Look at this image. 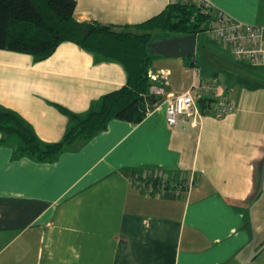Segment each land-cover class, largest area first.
Here are the masks:
<instances>
[{
    "label": "crops",
    "instance_id": "0c3cea01",
    "mask_svg": "<svg viewBox=\"0 0 264 264\" xmlns=\"http://www.w3.org/2000/svg\"><path fill=\"white\" fill-rule=\"evenodd\" d=\"M209 1L264 26V0ZM168 4L75 0L74 18L137 32L134 24ZM212 42L200 46L197 33L191 58L200 78L217 74L227 84L236 110L222 118L205 109L197 127H173L161 99L141 121L111 118L53 161L14 157L0 132V264H264V84H246L229 49ZM185 57L153 55L149 74L168 77L170 96L189 81ZM220 65L234 76L219 73ZM125 80L121 63L73 41L40 60L0 48V109L16 112L45 142L60 140L70 125L56 104L84 113ZM159 173L191 175L193 184L147 194L133 180Z\"/></svg>",
    "mask_w": 264,
    "mask_h": 264
},
{
    "label": "trees",
    "instance_id": "16d2710c",
    "mask_svg": "<svg viewBox=\"0 0 264 264\" xmlns=\"http://www.w3.org/2000/svg\"><path fill=\"white\" fill-rule=\"evenodd\" d=\"M75 0H0V48L28 53L35 60L49 56L62 41H73L99 58L122 64L125 83L92 102L84 113H74L56 104L70 125L60 140L45 142L32 126L10 109H0L2 142L13 145V156L35 161H53L77 139L86 141L106 128L111 118L137 123L162 97L150 91L153 54L147 50L154 32L197 34L208 17L196 3H170L166 8L133 26L137 32L114 25L80 22L74 18ZM168 34V35H169ZM192 55L185 58L192 61ZM205 110L209 100L201 98ZM139 177V176H138Z\"/></svg>",
    "mask_w": 264,
    "mask_h": 264
},
{
    "label": "built area",
    "instance_id": "2783aa9c",
    "mask_svg": "<svg viewBox=\"0 0 264 264\" xmlns=\"http://www.w3.org/2000/svg\"><path fill=\"white\" fill-rule=\"evenodd\" d=\"M190 0H170V3H189ZM196 5L208 17L204 32L229 49L235 59L249 60L253 65H264V26L248 23L231 17L222 10H214L209 0H196ZM188 82L181 81L180 91L175 95H168L163 84L168 83V77L163 74L150 73L149 77L155 84L150 91L159 96L165 105V119L168 125L176 127L181 121L191 127L200 124L204 110L197 102L201 98L209 100L206 109H211L214 117L222 118L236 110V104L229 96L227 84L219 75L200 78V68L194 59L184 67ZM162 83V84H160ZM159 105V104H157ZM134 182L147 194H156L166 189L189 188L193 184L190 175L185 181L173 180L166 174L134 176Z\"/></svg>",
    "mask_w": 264,
    "mask_h": 264
},
{
    "label": "water",
    "instance_id": "95a60500",
    "mask_svg": "<svg viewBox=\"0 0 264 264\" xmlns=\"http://www.w3.org/2000/svg\"><path fill=\"white\" fill-rule=\"evenodd\" d=\"M195 45L196 34L168 35L152 38L147 50L160 57H184L194 54Z\"/></svg>",
    "mask_w": 264,
    "mask_h": 264
},
{
    "label": "rangeland",
    "instance_id": "374dc122",
    "mask_svg": "<svg viewBox=\"0 0 264 264\" xmlns=\"http://www.w3.org/2000/svg\"><path fill=\"white\" fill-rule=\"evenodd\" d=\"M168 32H163V31H156L154 32L155 36H162V35H168ZM169 35H173V34H169ZM198 41L200 42V46H209L210 44H213L212 42V38H210L206 32L201 31L198 33ZM197 51V50H196ZM200 50L198 49V54ZM229 58V62L236 67H242L244 72L247 73V83L248 85H252V84H256V83H260V84H264V65H258V66H254L250 63L249 60H239V59H235L233 56H227ZM155 59H161V58H155ZM220 72H224L228 75L234 76V71H232L231 69H228L226 67H224L223 65H220L217 69ZM233 78V77H232ZM264 253V252H263Z\"/></svg>",
    "mask_w": 264,
    "mask_h": 264
}]
</instances>
